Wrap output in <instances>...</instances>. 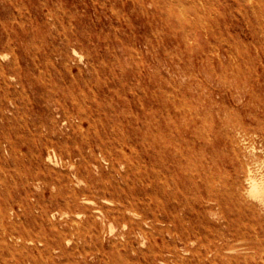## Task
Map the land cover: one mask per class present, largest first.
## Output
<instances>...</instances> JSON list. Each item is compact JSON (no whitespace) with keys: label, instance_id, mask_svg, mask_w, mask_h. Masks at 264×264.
Instances as JSON below:
<instances>
[{"label":"rangeland","instance_id":"374dc122","mask_svg":"<svg viewBox=\"0 0 264 264\" xmlns=\"http://www.w3.org/2000/svg\"><path fill=\"white\" fill-rule=\"evenodd\" d=\"M0 220V264H264V0H0Z\"/></svg>","mask_w":264,"mask_h":264},{"label":"bare ground","instance_id":"6f19581e","mask_svg":"<svg viewBox=\"0 0 264 264\" xmlns=\"http://www.w3.org/2000/svg\"><path fill=\"white\" fill-rule=\"evenodd\" d=\"M227 83V82H226ZM198 93V92H197ZM202 95V94H201ZM138 163V162H137ZM143 171V170H142ZM255 177V176H254ZM255 183V182H254ZM256 196V195H255ZM254 197V196H253ZM255 198V197H254ZM1 221V220H0ZM166 229V228H165ZM205 235V234H204ZM233 250H235V249H233ZM116 259V258H115Z\"/></svg>","mask_w":264,"mask_h":264}]
</instances>
